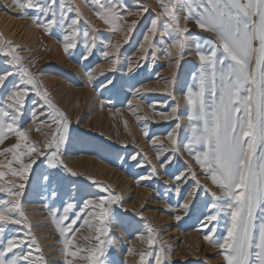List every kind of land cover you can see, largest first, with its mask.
<instances>
[{
  "label": "snow or ice",
  "instance_id": "6c2138e0",
  "mask_svg": "<svg viewBox=\"0 0 264 264\" xmlns=\"http://www.w3.org/2000/svg\"><path fill=\"white\" fill-rule=\"evenodd\" d=\"M154 3L155 10L143 0L135 7L128 0H91L109 38L83 19L72 0H10L3 7L16 10L17 18L28 19L46 35L58 33L57 42L69 57L78 53L89 62L99 53L108 68L97 64L83 76L88 86L100 88L101 96L114 86L108 73L121 70V50L149 14L136 49L141 56L129 61L128 71L154 69L160 56L169 61L173 71L165 92L174 103L170 111L149 108L174 127L165 134L167 145L144 128L155 163L138 153L128 157L136 167L148 168L137 183L166 173L172 181L166 188L184 213L174 217L177 222L190 216L203 191L211 200L204 202L195 230L221 257L219 264H264V0ZM116 34L123 35V44L110 38ZM22 51L0 40V264H48L26 212L30 194L42 198L59 233L62 264H111L108 254L117 247L112 229L120 222L117 209L123 208V198L90 176L84 177L90 181L86 191L64 184L67 177L83 175L64 159L74 136L83 134L54 102L40 73L31 71L34 58ZM184 65L189 67L181 79ZM144 103L138 91L127 101L138 123L149 119L140 114ZM110 104L104 98L98 106L103 110ZM33 130L42 134L39 141L32 138ZM185 155L189 160L174 168ZM169 209L175 210L170 203ZM136 215L145 220L143 211ZM84 227L90 235L81 245L77 233ZM144 229L135 236L144 247L137 251L130 245L126 254L138 256L137 264H173L159 232L147 223Z\"/></svg>",
  "mask_w": 264,
  "mask_h": 264
},
{
  "label": "rangeland",
  "instance_id": "374dc122",
  "mask_svg": "<svg viewBox=\"0 0 264 264\" xmlns=\"http://www.w3.org/2000/svg\"><path fill=\"white\" fill-rule=\"evenodd\" d=\"M7 1L10 3V0ZM72 2L76 6H78L84 20L90 21L92 24L95 25L97 29L101 30L100 34L102 36H104L105 38H109L105 25L102 23V21L98 20L95 17L92 7H90L91 0H88L87 3L85 2V0H72ZM140 2L141 0H128L129 5L133 7H135ZM143 3L151 5L152 8L155 10L154 0H143ZM0 5L3 6L2 3H0ZM12 11H16V10H12ZM12 15H14L15 18H17L16 14H12ZM147 15L149 14H146L145 20L142 21L141 23V27L138 28L133 34L131 38V42L127 45H124V47L121 50V65H122L121 70L115 73H108L109 78L114 79L115 84L110 88L109 91H104L102 96L100 95V88L97 87L94 89L93 87L88 86L83 76V72L86 70V68L96 66L97 64L103 67L104 69L108 68V62L100 58L99 53H97L96 56L91 58V61L89 62L82 61L78 53L69 57L67 54H65L62 51V48L57 42L59 36L58 33H55L53 35H46L41 30L37 29L28 19H22V18H17V19L27 21V23L33 29H35L36 32L40 33L42 37L48 40L47 42L48 44L43 45L42 47L41 52L43 53V55L41 59L37 60L36 55L31 54L30 50L33 49L29 47L27 44L23 46L20 45L17 46L16 43L7 40L1 32H0V40L9 41L12 44L16 45L18 48L25 49V51L21 52L22 56L27 58H36L34 59L35 66L31 68V71L39 72L40 73L39 79L41 77L40 79L41 81H42V77L44 78L55 77L60 81L64 82L67 87L69 86L68 87L69 92L74 93L76 97L77 96L80 97L83 91H87L91 95H94V97L98 100V102L100 99H104V98L111 100V104L108 107H105L103 110H101L98 107V110H96L98 111L97 113L99 114L102 113L105 116L104 119L107 121L109 127H111V129L113 130L114 135L112 134L113 137L111 138V140L110 138L108 139L107 137L102 136L101 134H97V133L95 134L89 130H84L81 128L85 124L86 119L90 117L88 112L86 113L84 112L81 115V117L77 119L72 118L68 114L72 119L73 126L78 129L80 134L83 135L74 136L73 140L67 146V149L64 154V159L66 160L69 157L82 155L85 157H93L94 160H96L98 163L106 164L108 166L116 168L122 174L129 177L132 180V183L135 184L136 186L144 188L149 192L150 191L153 192L149 197V202L155 200L162 203L163 204L162 207L156 208L157 212L159 211L158 213L171 216L174 219L176 215L184 216V213L182 210L176 207L177 197L175 193H171L166 188L167 184L172 183L170 177L166 173L161 171L160 175L154 178L153 180L142 181L140 183H137L141 175L147 174L148 168L146 167L144 169H140L136 167L135 164L130 159H128V157L131 154H137V153L140 155L141 158L147 156L145 152L147 151L146 147H148L149 150H151L149 158L152 159V163H155V159H154L155 151L151 146L149 140L146 139L142 134L144 128L147 127L151 135L160 136L161 139L164 141V143L167 145L168 142L164 138L165 134L167 131H170L172 127H174V122L160 120L161 117L154 115L152 109L149 108V105H152V107L157 112L170 111V107L174 103L171 97H169L165 92L166 83L171 78L173 71L172 69L173 67H172L171 70H169L170 72L169 74L168 72H164L165 70H167V67L170 64L168 60L164 59L163 56H160L156 62L154 69L148 67H141L140 69L136 70L133 73H129L128 71L129 61L136 62L138 57L141 56V53L136 49L138 47L139 42L142 39L141 33L143 30V24L147 23ZM126 31L127 29H125V32ZM110 38L114 42L123 44L124 37L122 34L112 35ZM51 47H53L56 50H59L62 56L64 57V59L68 63L70 62L73 65V69H67L68 71L67 72L64 67L59 65L56 66V64H51L48 58L45 59L44 56L49 55L50 53L49 50H51ZM37 62H40V65H37ZM140 63L143 65L144 62L140 61ZM149 63H151V58H149ZM188 67H189L188 65H184L181 68V79H183V74L188 70ZM43 84L44 86H47L45 85L44 82ZM148 85H157V86L159 85V87L148 88L150 87ZM170 87L171 86L169 85V88ZM46 88L49 89L48 87ZM147 90H154V91H147ZM137 91L145 101V103L141 105L142 111L140 114L141 116L145 114L149 116V119L147 121L142 119L141 122L139 123L137 122L135 116H133L132 113L129 111L127 104L128 100L133 99V93ZM51 93L54 96L53 97L54 102L62 110H64L63 107H61L62 105L59 103L55 94L52 91ZM176 94H177V98L179 99L180 98L179 87L176 90ZM165 105H168L169 107L165 108ZM78 120L79 123L77 122ZM125 121L127 122V127L125 126ZM30 126H31L30 123H24V127L27 128ZM132 129L134 131H132ZM34 133L36 134V136ZM30 134L33 139L36 137L35 140L37 141H39L42 135L40 132H37L35 130H33ZM120 137H122L121 139H125V140L129 139L133 141V143H130V145L132 144V146L124 143L125 142L124 140L121 141ZM113 139H115V142H117L118 144H116L115 142L113 143ZM140 141H142V143L144 144L143 145L145 146L144 148L139 146ZM186 160H189V157H187L186 155L180 157L175 162L174 168H180ZM168 171L172 172L173 169L170 168ZM61 175L66 176V174L63 173H61ZM161 175H163L164 178H161L160 177ZM85 176H90V175L83 174L80 177H67L64 180V184L68 187H71L73 184H75L79 188L86 191L88 190L86 186L90 183V181L85 180L84 179ZM95 180L100 181V179H95ZM102 183L108 185L115 193L120 194L124 201L123 208L117 209L120 222L114 225L112 229L113 235L117 237V247L111 250L108 254V259L111 262V264H123L124 261H127L128 264H137L139 257L130 256L127 255L126 253H127V248L130 245L135 246L137 251L141 250L142 247H144L143 245L140 244L139 241L135 239V236L138 232L145 230L144 229L145 223L152 225L159 232L160 240L163 241L167 246H169V250L172 253L171 259L173 264H212L211 261L213 260L215 261L216 264H219L221 257L215 255L216 250L203 240V235L201 234V232L195 230L197 227V218L201 215L203 211H205L204 202L211 200V197L206 196L203 191L200 192L199 196L196 199L195 205L191 208L190 216L185 217L180 222H177L174 219L173 227H176L178 229V233H189V232L195 233L197 238L195 239V242L200 241L202 249H205L206 247V249L211 251V254H207V256L205 257L203 256L201 257L198 253V250L192 247L189 243L183 244L177 240L178 243L174 244L173 242L171 243L169 238L163 236L164 232L161 231L162 227L155 224L149 216L147 217L144 214V211L146 210L149 209L153 210V208L151 209V207L148 206L147 203L144 204L140 201L138 202V206L140 208L138 206H136L133 209L127 208L126 204L128 200H126V198H124V196L120 192H118L114 187H112V185H110L106 181L102 180ZM201 183L202 184L206 183L203 177H201ZM212 190L215 191L216 189L213 188ZM91 191H95V189L93 188L91 189ZM79 198H80L79 195H77V199ZM169 203L171 204L172 208L175 210L169 209ZM179 203L181 204L184 203V199H180ZM142 205H144L143 208L141 207ZM25 208L29 222L32 225V231L37 237L43 249V255L46 257L48 264H62V256H61L62 246L59 243L60 236L55 228V225L52 224L51 222V216L48 210L43 207L42 198L39 195L30 194L26 198ZM138 211H143L145 217L144 221H141L140 218L136 215V212ZM31 214L32 215L37 214V216L33 219H30ZM81 223H83V221H81ZM38 226L45 227L44 229L46 231L44 232H46V234L50 237V240L52 241L50 246H53L54 249V251L52 252L54 253V259H51L50 254H48L47 251H45V248L41 243L40 234L35 232ZM222 227H223V218L221 220V228ZM89 235L90 232L87 229V227L81 228V231L77 233V236L80 237L78 242L81 245H86V241L83 239V237ZM178 251L181 252L180 257L176 258L175 254Z\"/></svg>",
  "mask_w": 264,
  "mask_h": 264
},
{
  "label": "bare ground",
  "instance_id": "6f19581e",
  "mask_svg": "<svg viewBox=\"0 0 264 264\" xmlns=\"http://www.w3.org/2000/svg\"><path fill=\"white\" fill-rule=\"evenodd\" d=\"M149 2H151V1H149ZM0 3H2L3 6L4 5H10V3L7 0H0ZM3 6L0 5V32L3 34V36L7 40L16 43L17 46L18 45L23 46V45L27 44L29 47H31L33 49V50H30L31 54L32 55L35 54L37 57V60H40L42 55H43V53L41 52L42 47H43V45L48 44L47 43L48 40L45 39L44 37H42L40 35V33L36 32L35 29H33L27 23V21L15 18V16L12 14H16V11H12V10L6 11V9ZM49 52H50L49 55H45L44 57H45V59L48 58V60L51 62V64H56V66H58V65L62 66L66 69V71H67V69H73V65L70 62L68 63L64 59V57L62 56V54L59 50H56L53 47H51V50H49ZM34 59H36V58H34ZM43 64H45V63H43ZM37 65H40V62H37ZM62 67H61V69H62ZM171 68H172V66L169 64L167 67V70H165L164 72H168V74H169L170 73L169 70H171ZM69 71H71V70H69ZM162 72H163V70H162ZM162 72H161V74H162ZM40 79H41V77H40ZM42 81L45 83V85H47L45 87H48L55 94L59 103L62 105L61 107H63L64 111H66L72 118L77 119V118H80L84 112L89 113L90 117L89 118L87 117L88 119H86L85 124L81 127L82 129L89 130L95 134L96 133L101 134L102 136H105L108 139L110 138V140H111V138L113 137L112 136L113 130L111 129V127H109L107 121L104 119L105 116L102 113L101 114L97 113L98 111H96V110H98V107H99L98 103L99 102L94 97V95H91L87 91H83L82 95L80 97L79 96L76 97L74 95V93L69 92V90H68L69 86L67 87L64 82L60 81L59 79H57L55 77L54 78L42 77ZM148 86H150L148 88H151V87L158 88L159 87V85L158 86L157 85H148ZM156 92H158V91H156ZM160 120H162V119H160ZM132 131H134V130L132 129ZM35 136H36V134H35ZM122 137H120V139ZM124 137H126V136H124ZM35 138H34V140H35ZM123 140L125 141L124 143L129 144V145H130V143H133V141H131L129 139H126V140L121 139V141H123ZM114 142H115V139H113V143ZM115 143L118 144L117 142H115ZM143 145L144 144L142 143V141H140L139 146L144 148L145 146H143ZM130 146H132V144ZM146 149H147V151L145 150L146 151L145 153L149 157L151 150H149L148 147H146ZM66 161L68 162L69 167L73 168L75 171L83 173V174H88L92 177H95V179H100L101 182L103 180V181H106L107 183H109L110 185H112V187H114L118 192H120L124 196V198H126V200H128L127 204H126L127 208H130V209L135 208L136 206H138V202H140V201L144 204L147 203L148 206L151 207V209L153 208V210H150V209L146 210V211H144V214L147 217L149 216L155 224L162 227L161 231L164 232L163 236L169 238L171 243L173 242L174 244H176V243H178L177 240L183 244L189 243L192 247H194L195 249L198 250V253L201 257L202 256L205 257V256H207V254H211V251L206 249V247H205V249L201 248V242L200 241L195 242V239H197L195 233H192V232L178 233V229L176 227H173V224H174L173 217L160 214V213H158L159 211L157 212L156 208L162 207L163 204L158 202V201H155V200H153L152 202H149V197L153 192H151V191L149 192L148 190H145L144 188L136 186L135 184L132 183V180L129 177L122 174L116 168L108 166L106 164L98 163L96 160H94L93 157H85L82 155L81 156H75V157H69L66 159ZM160 177L164 178L163 175H161ZM184 202H185V200H184ZM36 216H37V214H33V215L31 214L30 219H33ZM44 228H45L44 226H38L36 228L35 232L40 234L41 243L43 244L45 251H47V253L50 254L51 259H54V253H52L54 251V249H53V246H50L52 241L50 240V237L46 234V232H44V231H46ZM198 239H199V237H198ZM180 253L181 252L178 251L175 254L176 258L180 257ZM211 262H212V264L215 263L214 260Z\"/></svg>",
  "mask_w": 264,
  "mask_h": 264
}]
</instances>
